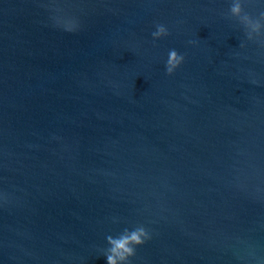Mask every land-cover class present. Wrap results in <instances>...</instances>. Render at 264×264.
Wrapping results in <instances>:
<instances>
[{"label":"water","instance_id":"95a60500","mask_svg":"<svg viewBox=\"0 0 264 264\" xmlns=\"http://www.w3.org/2000/svg\"><path fill=\"white\" fill-rule=\"evenodd\" d=\"M232 3L0 0V264H106L139 225L130 264H264V36Z\"/></svg>","mask_w":264,"mask_h":264},{"label":"clouds","instance_id":"9594fccd","mask_svg":"<svg viewBox=\"0 0 264 264\" xmlns=\"http://www.w3.org/2000/svg\"><path fill=\"white\" fill-rule=\"evenodd\" d=\"M57 11L62 9L57 8ZM232 16L246 27L248 39H254L256 36H264V13L260 14V18L254 19L245 11L243 0H233L230 7ZM77 22L69 19V30L72 29ZM157 30L152 33L154 38H160L169 35L168 28L163 24H157ZM185 56L176 49H171L168 53L166 61V72L171 75L184 62ZM151 235L148 229L139 225L135 229L125 228L119 236H107L110 247L106 251V264H130V258L136 255L137 247L143 245Z\"/></svg>","mask_w":264,"mask_h":264}]
</instances>
